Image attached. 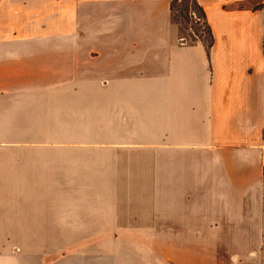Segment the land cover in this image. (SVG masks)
<instances>
[{"label":"crops","instance_id":"obj_1","mask_svg":"<svg viewBox=\"0 0 264 264\" xmlns=\"http://www.w3.org/2000/svg\"><path fill=\"white\" fill-rule=\"evenodd\" d=\"M171 1L0 0V238L9 245L150 231L169 264H264V1L196 0L208 53L180 39ZM66 88L103 94L87 106L105 116L86 119L87 137L61 133L52 147L49 97ZM101 144L153 160L103 163L106 192L93 176L84 186ZM23 248L25 259L3 253L0 264H40Z\"/></svg>","mask_w":264,"mask_h":264},{"label":"rangeland","instance_id":"obj_2","mask_svg":"<svg viewBox=\"0 0 264 264\" xmlns=\"http://www.w3.org/2000/svg\"><path fill=\"white\" fill-rule=\"evenodd\" d=\"M262 0H245L240 6L245 8H253L259 4ZM264 1V0H263ZM184 5H178L177 11L174 12V22L178 31V36L184 43H191L193 40L195 43H205L209 40L206 29L203 27V23L197 21L199 17V12L191 4L188 5L187 13L183 14L181 17L180 12L183 10ZM185 9V8H184ZM184 13V12H182ZM18 13H15V17ZM199 37V38H198ZM203 43V44H205ZM90 91V90H88ZM75 95H79V104L84 102L82 108H78L77 116L79 122L83 125L75 124V113L74 108ZM95 96L96 100H103V94H97L94 92H82L74 94L73 88H66L50 95L49 100L51 101V108L46 110L48 117L50 115V133H51V146L57 147L58 141L54 138H58L59 134L66 133L68 139L73 138L74 134L77 132L81 136L87 137L90 126L86 122L88 118H94V114L98 117L105 116L103 106L99 108L97 106L94 109L95 113H92L87 102ZM67 107H65V103ZM69 102V103H68ZM79 106V105H78ZM101 106V104H100ZM37 115L41 114L40 110H35ZM92 113V114H91ZM102 115V116H101ZM61 121H65L66 124H61ZM85 121V122H84ZM78 135V136H80ZM57 136V137H54ZM80 136V137H81ZM92 144H82L84 148L92 147ZM99 148L100 156L98 155L95 159L100 161L99 170L95 173L82 174L84 186L90 184L91 178L93 176L96 180L97 189L105 190L107 189V167L103 166V163L107 164H149L153 157H139L138 155H132L129 157V153L115 152V155L108 154L106 145L95 146ZM124 154V155H123ZM108 159V161H107ZM111 162V163H110ZM111 175V174H110ZM105 196L104 194H101ZM145 233V232H144ZM142 233L131 235H118L117 231L112 236H84V237H34V238H18V243L11 242L9 245V238H0V256L15 255L20 256L19 259H25L27 256L23 245L28 251L35 252V261L40 262V264H169L165 262L164 256L167 253L162 252L161 248L156 244V237L152 235L153 232L147 231V235ZM32 240V244H31ZM5 248V250H3ZM22 254V255H20ZM7 257V256H6Z\"/></svg>","mask_w":264,"mask_h":264},{"label":"trees","instance_id":"obj_3","mask_svg":"<svg viewBox=\"0 0 264 264\" xmlns=\"http://www.w3.org/2000/svg\"><path fill=\"white\" fill-rule=\"evenodd\" d=\"M184 5V8L183 10L180 12V15L181 17L185 18L186 17V14L188 15L189 12L187 13V10H188V5L191 4L192 6H194L196 8V10L199 12V17H197V21L198 22H202L203 23V27H205L206 29V34L209 38V40L207 41V43H205L203 40H201L199 37V40L202 42V43H205V48H206V52L208 53L209 49L211 48L212 44H213V38H212V34H211V31H210V28L206 22V17H205V13L202 9V7L197 3L196 0H172L171 3H170V12H171V19H172V22L175 24L174 22V12L177 11V7L178 5ZM184 12V13H182ZM183 14H185V17L183 16ZM196 42V41H195ZM194 40L191 42V43H187L188 45H193L195 44Z\"/></svg>","mask_w":264,"mask_h":264}]
</instances>
